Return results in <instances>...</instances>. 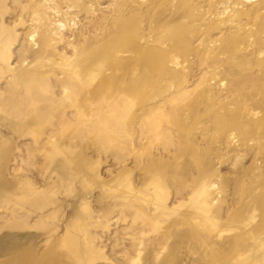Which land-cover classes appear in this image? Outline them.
<instances>
[{
	"label": "rangeland",
	"instance_id": "374dc122",
	"mask_svg": "<svg viewBox=\"0 0 264 264\" xmlns=\"http://www.w3.org/2000/svg\"><path fill=\"white\" fill-rule=\"evenodd\" d=\"M1 45L0 264H264V0H0Z\"/></svg>",
	"mask_w": 264,
	"mask_h": 264
},
{
	"label": "bare ground",
	"instance_id": "6f19581e",
	"mask_svg": "<svg viewBox=\"0 0 264 264\" xmlns=\"http://www.w3.org/2000/svg\"><path fill=\"white\" fill-rule=\"evenodd\" d=\"M42 50H43V54H45L44 53L46 51L45 47ZM41 55H42V53H41ZM0 59L2 61H4V62H7L9 60L8 47H5L4 45H1L0 46ZM37 63L39 65H41L40 62H37ZM39 67H41V66H39ZM24 76H28L29 77L30 76V73L29 74L23 73V77ZM33 82L35 83L34 89L37 91L36 96H38V99L40 100V102L41 101H44V100L46 101L47 100V98H46L47 94L45 93L44 89H48V87L45 84V82H43V80H36V81H33ZM69 82H71V80ZM78 85L79 84L76 83L75 85L72 86L73 87V91H74V93H73V96H74L73 99H75V101H76V99L78 100L81 95H83L82 94V91L83 90ZM101 86H103V85H101ZM105 87H107V86H105ZM139 90H140V88H139ZM99 92H100V95H98L97 93L95 94L94 92H91V93H94V95L92 94L93 97H92V99L90 101V103L92 104L93 107H96L97 109L99 107L103 111L101 117H102V120L104 122V124L102 126H104V127L101 126L100 128H96V132L101 133V135H103L102 138H104L105 141L108 144H112L113 143V140H114V137H118L119 138V137H123L124 136V133H125L124 131H125V128H126V124H129L128 121L131 120V115L129 113V109L130 108H129V106H125V105H123V106L112 105L109 102L110 101V96H109L110 95V91L108 89H103L102 91L100 90ZM27 93L28 94H33L34 93V90H29V91H27ZM130 93H132V92H130ZM88 106H90V105H88ZM82 117L84 118V115H83L82 111L79 110V118H80V120H82L81 119ZM154 122H155L154 120H148L147 123H146V126H147V129H148V133L150 135V138H152V136H153L152 134H150L151 133L150 131H152V129H153L152 127L154 126ZM154 226H155V228H157L160 225L157 224V225H154ZM93 249H94L93 250L94 254L96 253V254H98V257L99 258H103L102 257L103 255L100 253L99 250H97V248H93ZM126 254H125V256H126ZM139 259H138V261H140ZM134 263H136V261ZM156 264H176V260L174 258V254H173V249L172 248L171 249L169 248L168 249V253H167V255L165 257L162 254L161 255H158L156 257Z\"/></svg>",
	"mask_w": 264,
	"mask_h": 264
}]
</instances>
